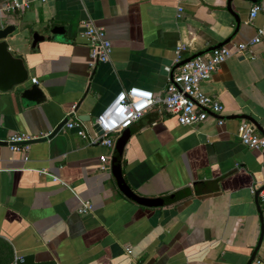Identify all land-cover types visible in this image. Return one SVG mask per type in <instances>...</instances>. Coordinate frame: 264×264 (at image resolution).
<instances>
[{
	"label": "crops",
	"instance_id": "crops-1",
	"mask_svg": "<svg viewBox=\"0 0 264 264\" xmlns=\"http://www.w3.org/2000/svg\"><path fill=\"white\" fill-rule=\"evenodd\" d=\"M26 1L21 12L0 15V26H14L5 42L27 74L21 86L0 91V239L11 248L10 264L24 254L56 264H245L260 230L250 190L264 186V149L241 144L237 125L246 119L231 116H250L264 136V92L257 86L264 42L231 54L200 82L222 104L221 124L208 116L182 126L151 107L123 145L118 170L109 159L99 168L110 149L62 125L30 143L27 160L5 139L48 132L79 116L91 132L94 116L120 90L162 92L177 70L175 44L186 45L184 60L248 41L264 21L263 10L247 21L249 7L263 0ZM84 23L104 30L107 61L89 65L77 36ZM52 26L63 33L50 34ZM33 32L49 38L30 47ZM31 84L43 100L20 96ZM183 188L181 199L155 203ZM82 200L90 212H77ZM255 259L264 264V237Z\"/></svg>",
	"mask_w": 264,
	"mask_h": 264
},
{
	"label": "built area",
	"instance_id": "built-area-1",
	"mask_svg": "<svg viewBox=\"0 0 264 264\" xmlns=\"http://www.w3.org/2000/svg\"><path fill=\"white\" fill-rule=\"evenodd\" d=\"M27 5L26 0H0V15L13 11L21 12ZM259 10L264 11V0L255 2L249 7L247 21L253 20ZM77 36L88 48L90 66L108 60L111 46L101 27L84 23L83 29L78 32ZM259 42H264V21L256 27L255 34L248 41L235 43L232 50L223 44L183 61L181 54L186 45L177 43L173 48V61L178 63L177 70L167 79L161 93L153 94L139 87L120 90L94 116L91 132L86 129L82 121L76 118L64 121L62 126L66 129H73L78 137L87 140L89 144L101 145L110 149L111 153L114 140L121 130L140 118L151 107L158 112L165 111L173 115L176 122L182 126H196L208 116H214L219 125L223 122L220 117L222 104L217 97L204 93L200 88V82L207 80L231 54H242L249 46ZM165 70L168 71V67H165ZM31 82L36 83L35 78H32ZM93 124H96L97 128H93ZM254 130L249 121L240 120L237 125L239 141L249 148L264 149V136L256 134ZM50 132H41L35 136L12 132L6 137L5 143L10 151L20 152L22 160H27L26 152L30 144L28 141L39 138L47 139ZM109 157L107 154L99 156L101 163L99 168L105 167ZM256 189L258 188L253 186L251 193L254 194ZM256 199L261 210L264 237V186L256 193ZM90 210V202L82 200L77 212L88 213ZM125 251L130 252L127 247ZM253 262L259 264L261 261L255 259Z\"/></svg>",
	"mask_w": 264,
	"mask_h": 264
},
{
	"label": "water",
	"instance_id": "water-1",
	"mask_svg": "<svg viewBox=\"0 0 264 264\" xmlns=\"http://www.w3.org/2000/svg\"><path fill=\"white\" fill-rule=\"evenodd\" d=\"M13 30H14V26L11 24H5L3 26H0V91L11 90L13 87H19L25 82L27 78L26 70L23 66V62L21 58L14 56L7 49L5 38L9 34H11ZM62 31H63V28L61 26H52L49 30V33L55 35V34L63 33ZM44 38H49V36H43L41 34H38L37 32H33L31 35L30 47H33L37 41L43 40ZM188 59L189 58L184 59V60H188ZM257 86L261 92H264V78H262L258 82ZM19 93L22 98L27 99V100H32L34 102H39L43 100V95L41 94L38 87L34 84H31L29 87L23 88ZM231 117L244 118L253 125L254 129L261 131L259 125L250 116L234 115ZM143 118L144 116L138 118L137 120L132 122V124L122 129L119 135L115 138L112 151L110 154V158H109L110 165L113 170L119 169L120 156H121L123 145L125 144L129 135L135 129H137L139 126L143 124V121H142ZM77 119L80 121L84 120L82 116L77 117ZM63 123L64 122H61L53 130H51L47 138L53 136ZM93 128H97L96 124H93ZM41 140H45V138L30 140L28 141V143L41 141ZM262 187L263 186L256 189L253 194L254 202L256 205V210L258 212V216L260 219L259 235H258L256 244L253 250L250 252V255L248 256L245 264H250L253 261L255 253L263 238L262 215H261L259 204L256 199V193ZM187 194H188V190L186 188L179 189V190L172 192L171 194L158 197L155 200V203L160 206L165 205V204H170L176 200L181 199L183 196ZM13 264H56V263L53 260L35 261L33 254H24V255L16 256L14 258Z\"/></svg>",
	"mask_w": 264,
	"mask_h": 264
},
{
	"label": "trees",
	"instance_id": "trees-1",
	"mask_svg": "<svg viewBox=\"0 0 264 264\" xmlns=\"http://www.w3.org/2000/svg\"><path fill=\"white\" fill-rule=\"evenodd\" d=\"M0 244L5 250L4 257H0V264H10L12 260V251L9 244L0 239Z\"/></svg>",
	"mask_w": 264,
	"mask_h": 264
},
{
	"label": "rangeland",
	"instance_id": "rangeland-1",
	"mask_svg": "<svg viewBox=\"0 0 264 264\" xmlns=\"http://www.w3.org/2000/svg\"><path fill=\"white\" fill-rule=\"evenodd\" d=\"M4 254H5V250L3 246L0 244V257H4Z\"/></svg>",
	"mask_w": 264,
	"mask_h": 264
}]
</instances>
